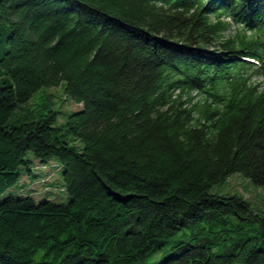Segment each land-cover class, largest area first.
<instances>
[{
  "label": "trees",
  "instance_id": "16d2710c",
  "mask_svg": "<svg viewBox=\"0 0 264 264\" xmlns=\"http://www.w3.org/2000/svg\"><path fill=\"white\" fill-rule=\"evenodd\" d=\"M3 33L0 264H264L255 238L223 255L173 239L264 228L210 193L238 173L264 187V0H0ZM62 82L81 152L57 112L8 126ZM34 159L59 161L67 200L13 191Z\"/></svg>",
  "mask_w": 264,
  "mask_h": 264
},
{
  "label": "rangeland",
  "instance_id": "374dc122",
  "mask_svg": "<svg viewBox=\"0 0 264 264\" xmlns=\"http://www.w3.org/2000/svg\"><path fill=\"white\" fill-rule=\"evenodd\" d=\"M234 29L225 32L224 36H229L234 33ZM7 33H3L0 39H5ZM66 83L62 82L59 86L42 88L38 90L31 98V100L23 105H20L8 122L10 128L17 126L23 122L37 121L44 117L49 112L58 113V122L56 124L57 137L66 140L71 146L83 147L82 142L73 139L67 132L66 123L68 116L74 112L81 110V106L76 104L66 93ZM81 149L78 148V151ZM32 158L33 156L30 155ZM57 159H52L47 164H39L34 159V164L28 170L22 171L19 184L13 189L17 192L21 189L24 193L32 194L39 198L43 195V190L46 187L49 191V196L59 195V202L65 201L68 198L67 193L61 192L64 184L63 171L59 166ZM211 194L220 196H243L250 204L254 214L264 215V187L254 184L250 179L238 173L230 175L226 180L214 185ZM49 196H44L47 198ZM222 228L227 229L228 232L223 233L222 236L218 234L209 233L207 231L199 232L197 229H187L182 233L176 235L173 239L187 240L189 244L194 246H207L212 248L213 252L218 255L237 252V244L241 245L251 238H255L253 244L257 248L264 250V228L256 224L242 222L236 217H230L227 224ZM163 257L157 255L152 262H157Z\"/></svg>",
  "mask_w": 264,
  "mask_h": 264
}]
</instances>
